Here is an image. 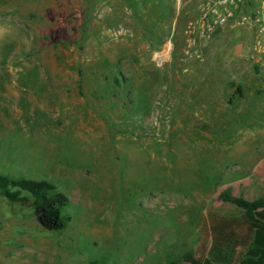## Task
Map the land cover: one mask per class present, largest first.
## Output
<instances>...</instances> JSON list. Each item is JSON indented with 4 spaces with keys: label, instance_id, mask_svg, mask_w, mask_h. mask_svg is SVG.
Returning a JSON list of instances; mask_svg holds the SVG:
<instances>
[{
    "label": "rangeland",
    "instance_id": "obj_1",
    "mask_svg": "<svg viewBox=\"0 0 264 264\" xmlns=\"http://www.w3.org/2000/svg\"><path fill=\"white\" fill-rule=\"evenodd\" d=\"M197 1L0 0V175L67 199L48 230L0 195V264H188L221 190L264 196V53L241 25L187 55Z\"/></svg>",
    "mask_w": 264,
    "mask_h": 264
},
{
    "label": "trees",
    "instance_id": "obj_2",
    "mask_svg": "<svg viewBox=\"0 0 264 264\" xmlns=\"http://www.w3.org/2000/svg\"><path fill=\"white\" fill-rule=\"evenodd\" d=\"M233 94L239 96L240 88L236 87ZM21 192L32 199L34 217L40 226L48 230L65 227L67 217L62 209L67 199L52 183L0 175L1 196L9 201L24 202L27 196ZM217 197L234 205L240 213L234 216L207 213L201 227L204 239L209 237V247L200 257L190 250L185 251L179 260L188 264H264V196L249 199L223 189ZM167 264H176V261L170 260Z\"/></svg>",
    "mask_w": 264,
    "mask_h": 264
},
{
    "label": "built area",
    "instance_id": "obj_3",
    "mask_svg": "<svg viewBox=\"0 0 264 264\" xmlns=\"http://www.w3.org/2000/svg\"><path fill=\"white\" fill-rule=\"evenodd\" d=\"M241 25L253 31L251 55L264 53V0H198L182 30L185 53L198 56L205 39L214 31ZM162 57V52L155 55L158 61Z\"/></svg>",
    "mask_w": 264,
    "mask_h": 264
},
{
    "label": "crops",
    "instance_id": "obj_4",
    "mask_svg": "<svg viewBox=\"0 0 264 264\" xmlns=\"http://www.w3.org/2000/svg\"><path fill=\"white\" fill-rule=\"evenodd\" d=\"M206 240V241H205ZM205 244H204V250L202 251L201 255L202 256L204 254V251L207 250V248L209 247V237H206L203 241Z\"/></svg>",
    "mask_w": 264,
    "mask_h": 264
}]
</instances>
